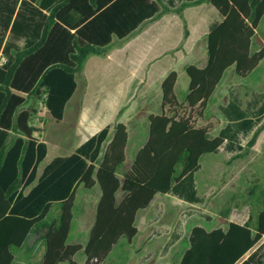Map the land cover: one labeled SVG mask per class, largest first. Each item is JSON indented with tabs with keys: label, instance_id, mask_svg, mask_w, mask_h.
Listing matches in <instances>:
<instances>
[{
	"label": "trees",
	"instance_id": "1",
	"mask_svg": "<svg viewBox=\"0 0 264 264\" xmlns=\"http://www.w3.org/2000/svg\"><path fill=\"white\" fill-rule=\"evenodd\" d=\"M31 1L48 13L29 0H0V55L3 51L7 59L0 66V264H79L80 255L84 264H105L123 238L128 243L137 238L138 215L156 196L201 202L195 174L205 156L220 151L226 133L214 137L212 126L197 122L229 69L248 78L264 61V45L257 42L264 0H186L179 6L164 0ZM205 2L224 17L208 35L207 63L187 67L185 103L176 94L179 73L164 79L160 109L147 116L148 140L134 161L128 162L129 126L116 122L43 166L49 145L35 137L36 121L44 108L52 120H64L88 59L107 57L148 22L168 14L184 19L187 37L185 9ZM9 33L26 45L7 42ZM223 112L235 122L254 124L241 109ZM263 131L264 122L236 158H245ZM81 187L101 193L85 245L70 243L82 212ZM247 195L254 203L244 224L191 221L178 264H264L257 248L264 246V189L254 184ZM233 209L232 203L224 207V217Z\"/></svg>",
	"mask_w": 264,
	"mask_h": 264
},
{
	"label": "crops",
	"instance_id": "2",
	"mask_svg": "<svg viewBox=\"0 0 264 264\" xmlns=\"http://www.w3.org/2000/svg\"><path fill=\"white\" fill-rule=\"evenodd\" d=\"M29 1L32 2L35 6H37L44 13L46 14L48 13L49 10L47 8H43L42 6L36 4L34 1L31 0ZM164 1L173 6H179L183 1L186 0H164ZM208 5L215 8L209 2H205L199 6H192L185 9L184 17L187 22V27L189 30V35L187 37L185 32L184 19L177 14H168L159 20L148 22L146 25L143 26L141 31H139L134 37L127 40L121 47L113 49L108 54L107 57H102L104 60L107 61V63L103 64L98 62L91 66V69L92 71H94L96 77L98 76L99 82L97 83V86L93 88L92 86L89 85L87 79H85L82 95L80 97L79 102L75 104L74 112H73V115L75 113V119H76L75 127L77 128L78 135L83 138L81 144L77 146V148L80 147L83 143H85L88 139L101 132L106 127L113 125L116 122H120L127 124L129 126L130 143H129L128 152L130 150V152L132 153V160L128 162L132 163L134 161V157L137 151L148 140L149 131H148L147 116L152 113H157L159 110L157 112L144 111V113H141L140 111L138 114H140V117H142L141 120H135L133 113H128V114L126 113V110L130 108L128 107V95L130 94L129 89L132 88L131 86L133 85V79L134 77L144 78L146 80L147 87L151 89V86H153L155 80L161 78L164 75V73L167 71V70L166 71L162 70L163 69L162 66L159 67V65L162 64V62L169 61L170 63L172 61L173 62L180 61L182 59H185L187 56L193 54L196 48L202 43V41H204V45L205 43L208 44V35L224 21L223 15L216 8L215 10L217 13L213 11H208L205 14L206 17L203 16L201 14L203 11L202 8H205ZM218 16H220V18ZM259 38H261L264 44V40L262 39L261 35ZM7 42L14 43L21 48H23L26 45V40L24 38H15L11 33L8 34ZM2 57H5L3 51L0 55V59ZM134 65L141 74L133 75L132 71L134 72L136 71V70H132V67ZM187 67L184 69L185 71ZM128 69L130 71L129 75L127 74ZM168 74H165L164 77L166 78ZM108 78L111 81L110 84H108L107 82ZM111 78H113V80ZM165 78H163V81ZM114 86H117L118 88L115 92L113 90L114 88H112ZM102 88L105 89H103L102 91ZM108 92L109 93L111 92L110 93L111 96L109 97L110 101L107 102L108 97L106 96V93ZM225 99H226L225 104L224 106L221 107L222 112L224 110H230L231 112L235 113L236 110L241 109L244 113H246L247 118L251 119V121L254 122V124L252 126L250 125L248 126L245 124H241L242 123L241 120L235 122V120H230L229 118H227V120L224 123L220 122L221 127L219 129H217L213 124L208 122L201 125H199L198 123V125L212 126L213 127L212 134L214 137L226 133L224 144L222 145L220 151L217 154H214L217 155L218 158L213 157L206 161H212L213 163H216L217 160L221 159L222 162L230 165L233 161L237 159H244V158H236V156L244 151L245 147L247 146L248 142L251 140L257 127L264 122V90L261 92L254 91L252 98H250L248 94L242 91V93H239L236 96H231V98L226 97ZM102 101H106V102L102 104ZM67 108H66L64 120L68 114ZM45 113H48V111ZM48 116L50 117V115ZM64 120L62 122H64ZM55 122L56 121L52 120L50 117V121L47 123L46 127L42 129V131H40L35 125V127L39 130V132L35 133V137L39 138L41 141H44L49 145V153H50L49 141L52 140V138L55 136L56 133L52 128ZM263 134L264 131L260 134L257 143L250 150V153L257 150V147L260 145V142L263 141L262 138ZM74 149H71L69 151L65 150L66 153L56 152L53 154L54 158L57 156L72 154L76 150ZM228 165L218 166V164H212L210 168L204 169L203 168L204 165H202L201 163V168L199 171L202 170L205 171L207 169L210 170L209 181L205 183V189L207 191H211L212 193H214L215 191H217L216 189L218 183H220L221 185V190H223L228 184H232L234 185L233 188L234 193L235 191L239 190V191H243L245 194L235 195L233 197V200L227 201L226 206L231 205L232 203L234 207L235 206L241 207L243 205L250 207L254 202L252 195L249 197L247 193L255 183L245 188L246 191L240 189V186L238 185L240 171L239 170L234 171ZM196 174H195V186L196 189L198 190L199 201H201V195H200L201 192L199 191V189L202 191V186L204 185L200 184V182L196 180ZM258 183L260 182H257L256 184L258 185ZM81 192L83 193L85 192L89 195L94 192L98 193V198L93 205L94 209L91 212L94 213L93 224L91 226L92 228L95 222L96 207L98 205L101 193L97 188L93 191L86 190L83 187L80 188L79 204H80V208L82 209V212L77 216V218L81 215H88L90 213L88 209L82 206V205L85 206V203H83V201L80 200ZM163 196L168 198L161 200L165 201L166 204L171 206L172 209H177L178 211L179 208L181 207H185V206L196 207L197 204L201 203L194 201L193 199H187L184 196L176 195V194H168ZM233 213H234V209L232 210L230 216H232ZM229 217H225V218H229ZM138 222L139 221L137 218V226H138ZM230 222H234V221L230 220ZM244 223H240V224H244ZM138 229H139V234H138L139 236L141 233V229L140 227H138ZM174 249L175 247H172L171 252H173Z\"/></svg>",
	"mask_w": 264,
	"mask_h": 264
},
{
	"label": "rangeland",
	"instance_id": "3",
	"mask_svg": "<svg viewBox=\"0 0 264 264\" xmlns=\"http://www.w3.org/2000/svg\"><path fill=\"white\" fill-rule=\"evenodd\" d=\"M202 15L206 17L208 11L216 10L212 6H206L202 8ZM211 9V10H209ZM219 15V14H217ZM220 18V16H218ZM260 35L264 40V28L262 26ZM258 44L264 45L261 38H258ZM207 61V44L204 41L196 48L195 52L185 59L176 62L165 61L159 65L162 66V70L166 71L161 78L155 80L151 89L147 87L146 80L144 78L133 79V85L130 88V94L128 95V107L126 113H133L135 120H141L140 111H153L157 112L162 100V81L165 78V74H168L172 70L179 73V83L176 88V94L181 103H185L189 92L190 78L184 70L187 66L192 64H198L205 66ZM107 63L102 57H91L85 66V71L78 76L79 90L73 98L72 102L67 108V117L64 122H55L52 126L55 136L50 140V153L44 162L43 166L50 163L54 158V153L62 152L66 153L71 149H76L83 140L77 133L75 127V113L74 107L79 102L84 88V80L93 88L97 86L99 82L98 76L96 77L91 66L96 63ZM161 63V62H160ZM171 66V67H170ZM133 75L141 74L135 65L132 67ZM131 72V73H132ZM130 71L127 70L129 75ZM127 75V76H128ZM87 77V78H86ZM113 80V78H111ZM115 81V80H114ZM113 81V82H114ZM110 84V79L107 80ZM129 82V79H128ZM262 87V88H261ZM114 88V92L118 89L117 86ZM105 88H102V91ZM91 90V87H90ZM264 90V61L260 66L252 73L248 78H241L235 74L234 68L229 69L222 81L218 86L216 94L210 100L209 107L205 114L204 119H199L197 123L199 125L206 122L213 124L217 129L221 127L220 122H225L227 117L223 114L221 107L225 104V98H231L239 93L248 94L252 98L254 91ZM113 92V94H114ZM111 93V92H110ZM109 92L106 93L107 102L110 101L111 96ZM129 93V92H128ZM112 94V95H113ZM106 100V99H105ZM106 101H102V104ZM44 111L40 115L39 121H36V127L42 131L50 121L49 114L43 115ZM72 113V115H71ZM125 113V114H126ZM126 114V115H127ZM41 123H43L41 125ZM263 141L257 147V150L251 152L244 159H237L230 165L222 162L221 159L217 160L216 163L212 161H206L210 158H218L217 155L205 156L202 160L204 169L210 168L212 164H218V166H229L234 171L239 170L240 176L238 185L240 189L245 190L249 185L258 183L259 190L264 189V134L262 135ZM59 149V150H58ZM74 149V150H75ZM66 150V151H65ZM132 160V153L128 152V161ZM206 161V162H205ZM210 170H202L196 174V180L200 182L202 186L201 192V203L197 204L196 207H181L179 211L172 209L171 206L167 205L165 201L161 199H167L163 195H158L155 201L150 205L149 208L142 211L138 216V227L141 229L140 235L135 238L132 243H128L126 239H122L117 244L106 260L105 264H178L182 252L188 247V224L191 221H195V224L213 227H226L230 220L237 223H244L247 221L250 214V207L243 205L241 207H234V213L229 218H225L223 215V208L226 206L228 200H233V197L237 194H245L243 191H233L234 185L228 184L223 190L221 185L218 183L217 191L212 193L205 189V183L209 181ZM246 191V190H245ZM234 193V194H233ZM98 198V193L94 192L90 195L87 193H80V200L85 203L86 209L90 211L88 215H81L77 218L74 226L73 233L70 237V243H82L86 244L89 239L91 226L93 224L94 213H91L94 209V203ZM240 201V200H238ZM145 215V216H143ZM143 216V217H142ZM140 218V219H139ZM91 228V229H90ZM35 240L32 239V242ZM263 242L259 244L262 253L264 254ZM175 247L171 252V248ZM41 251L38 256H41ZM248 254L247 257H249ZM79 264L85 263V256L80 255L77 258Z\"/></svg>",
	"mask_w": 264,
	"mask_h": 264
},
{
	"label": "built area",
	"instance_id": "4",
	"mask_svg": "<svg viewBox=\"0 0 264 264\" xmlns=\"http://www.w3.org/2000/svg\"><path fill=\"white\" fill-rule=\"evenodd\" d=\"M6 62H7V59H6L5 57H2V58L0 59V66H2L3 64H5ZM43 111H44L43 115L45 116V115H46L45 112H47V109L44 108ZM37 121H39V120H37ZM42 124H43V123H41V125H42ZM222 150H223V149H222Z\"/></svg>",
	"mask_w": 264,
	"mask_h": 264
}]
</instances>
